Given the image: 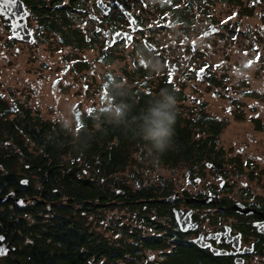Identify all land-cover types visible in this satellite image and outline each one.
I'll list each match as a JSON object with an SVG mask.
<instances>
[{
  "label": "flooded vegetation",
  "instance_id": "1",
  "mask_svg": "<svg viewBox=\"0 0 264 264\" xmlns=\"http://www.w3.org/2000/svg\"><path fill=\"white\" fill-rule=\"evenodd\" d=\"M199 3L205 7L193 9L199 12L196 22L182 24L185 36L192 33L190 40H182L183 49L185 53L204 54L213 48L217 61L213 68L205 60L190 70L185 67L184 76L204 83V91L208 86L213 88L211 95L222 96L232 117L241 119L248 112L252 133L264 132V0ZM217 4L224 9L212 10ZM121 7L130 12L137 29H131ZM0 28L7 34L8 51L14 49L17 54L19 45L34 49L47 44L51 51L62 53L64 64L69 58L68 65L80 56L88 68L87 49L102 63H106L110 51L115 60L137 56V65L142 68L147 64L139 55L159 54L148 35V23L127 0H0ZM198 30L202 39L195 35ZM117 31L128 34L113 41ZM104 66L107 70L108 65ZM82 70L67 72L79 77ZM89 70L88 75H92L93 70ZM4 88L12 91L10 86ZM206 102L191 115H202L208 125L216 122L221 126L216 135L204 132L196 137L208 139L210 145L198 155L207 153L210 159L188 169L184 184H174L169 195L134 201L143 204L135 209L138 214H130L131 210L123 207L127 214L104 216L99 231L104 239L101 258L80 255L85 264H264V143L258 149L259 141L252 135L254 150H225L221 133L227 122L208 112L211 104ZM30 107L38 111L37 106ZM10 144L0 139V147ZM117 202L128 201L117 199L107 204ZM14 204L0 202V264H34L26 247L14 245Z\"/></svg>",
  "mask_w": 264,
  "mask_h": 264
},
{
  "label": "trees",
  "instance_id": "2",
  "mask_svg": "<svg viewBox=\"0 0 264 264\" xmlns=\"http://www.w3.org/2000/svg\"><path fill=\"white\" fill-rule=\"evenodd\" d=\"M215 1L207 0L211 5ZM144 4L179 27L185 21L196 22L199 12L193 9L205 7L199 0H148ZM115 57L110 51L103 64L110 65ZM71 65L75 71L86 67L77 58ZM162 65L166 66L164 59ZM137 72L141 79L135 80L134 71L124 73L125 77L111 69L104 71L96 86V92L102 93L100 108L90 107L89 113L77 105L71 126L43 118L29 102L19 105L12 91L5 98L13 102L1 97L0 139L11 144L0 147V195L11 189L14 197L26 199L23 207L14 202V245L26 247L32 263L85 264L80 255L101 258L104 239L96 228L106 209L124 207L138 214L135 209L143 204L134 201L173 192L171 178L152 176L158 167L177 173L210 159L207 153L198 155L210 145L208 139L196 137L204 132L216 135L221 126L184 112L182 87L175 89L177 85L168 83L166 75L149 79L147 68ZM161 88L171 90L179 103L173 143L155 154L142 139L140 117L159 98ZM22 177L26 184L19 183ZM117 199L128 202L107 204Z\"/></svg>",
  "mask_w": 264,
  "mask_h": 264
},
{
  "label": "rangeland",
  "instance_id": "3",
  "mask_svg": "<svg viewBox=\"0 0 264 264\" xmlns=\"http://www.w3.org/2000/svg\"><path fill=\"white\" fill-rule=\"evenodd\" d=\"M145 1L148 0H127L143 21L148 23V35L152 38V43L158 47L157 50H159L158 55L153 52L145 53V56H138L147 64L145 68L148 69L149 79L166 75L169 83V73H171V83L177 85L175 89L182 87V93L185 97V100L182 101L184 112H195L201 102H209L211 104L209 105L210 110L207 111L216 115L223 122H227L221 133V146L225 150H232L233 152L254 150L250 139L252 135L253 140L258 139L259 142L256 147L260 149V146L264 143V132L252 133L251 124L247 117L248 112L245 111V115L241 119L232 117L228 105L224 104L226 101L220 98L222 96L214 97L211 95L213 88L208 86L209 88L204 91V83H199L196 79L189 80L184 76L187 71L185 67L190 70L192 66H197L202 60L210 63L213 68L214 62L217 61L213 48H210L204 54L191 53L190 50L185 53L182 40L185 37L190 40L192 33L185 36L182 33V27L174 26L166 18L164 21L162 15L152 12L144 4ZM214 8L212 10L216 12L222 11L224 5L217 4ZM200 30L195 32V35H200ZM6 36V32L0 28V80L3 82V86H0V99L2 97L8 103L16 101L19 105H26L29 102L38 107V112L43 118H54L66 126L72 125L71 121L74 120V110L77 105H79L81 111H86L90 107L100 108L102 93L101 91L96 92V86L97 83L99 84L102 81L106 67L100 60L95 59V52H91L90 49L85 51V55L89 58L87 61L88 68L85 67L77 77V74L67 72V70H71V66H69L71 63L68 65L69 58L64 64V60L60 56L62 53H58L57 50L51 51L47 44L34 49L19 45L20 50L16 54L14 49L7 50ZM200 38L202 39V35H200ZM183 51L187 54V57L184 56ZM121 52L126 54L124 51ZM76 58L81 60L80 56ZM161 58L165 60L166 66L162 65ZM81 62L83 61L81 60ZM89 68L93 70L92 75H88ZM107 68L120 77H125L124 73L133 70L136 72L135 80L141 79L136 71L141 68L137 65V56L133 59L128 56L124 59H114V62L108 65ZM224 69V66H221L220 70L223 71ZM83 83L87 86L84 87ZM179 83L180 85H178ZM4 85L7 88L11 87L16 99L7 101L5 97H7L8 90L4 88ZM239 99L242 100L240 97ZM243 100H246V98H243ZM185 173V170L172 173L158 167V170L152 176L161 175L165 178H171L177 186L184 184L188 176ZM235 180L240 181L239 179ZM235 189H238V187ZM112 214H127V212L117 207L114 210L106 209L105 217L107 215L109 218ZM101 221L96 228L98 232L102 231Z\"/></svg>",
  "mask_w": 264,
  "mask_h": 264
},
{
  "label": "clouds",
  "instance_id": "4",
  "mask_svg": "<svg viewBox=\"0 0 264 264\" xmlns=\"http://www.w3.org/2000/svg\"><path fill=\"white\" fill-rule=\"evenodd\" d=\"M158 95L159 98L152 101L140 117L142 139L155 154L165 152L172 145L177 114L174 93L161 88Z\"/></svg>",
  "mask_w": 264,
  "mask_h": 264
},
{
  "label": "water",
  "instance_id": "5",
  "mask_svg": "<svg viewBox=\"0 0 264 264\" xmlns=\"http://www.w3.org/2000/svg\"><path fill=\"white\" fill-rule=\"evenodd\" d=\"M124 14L126 15V17L128 18L129 22H130V26H131V29L132 30H135L137 29L138 27L135 25V22H134V19L133 17L130 15V13L128 11H125L123 10ZM14 18L17 19L18 18V15L17 14H13ZM23 18V17H22ZM128 33H124V32H120V31H117L113 34V41H117V40H120L122 37H124V35H126ZM141 63V61H140ZM199 75H200V72H199ZM22 181H25V183H22ZM20 184H26L27 183V179L26 178H22L20 179L19 181ZM172 197L170 196L169 198L167 199H171ZM14 200V202L19 206V207H23L25 202H26V199L25 198H21V197H14V194L13 193H9V194H6L2 197H0V202H7V201H10V200Z\"/></svg>",
  "mask_w": 264,
  "mask_h": 264
},
{
  "label": "snow or ice",
  "instance_id": "6",
  "mask_svg": "<svg viewBox=\"0 0 264 264\" xmlns=\"http://www.w3.org/2000/svg\"><path fill=\"white\" fill-rule=\"evenodd\" d=\"M7 2H8V3H15L16 0H7ZM232 15L235 16L236 13L233 12ZM222 23H223V21H222ZM129 39H131V37H129ZM257 58H258V57H257ZM141 63H143V61H141ZM251 63H252V61H248V64H251ZM204 67L206 68L207 65H205ZM199 71H200V72H203V71H204V68H201ZM198 75H199V73H198ZM171 82H172V74L169 73V83H171ZM87 111H88L89 113H91V112L93 111V109L89 108ZM77 115H79V113H77ZM80 126H81V125L78 124V128H79ZM22 183H25V181H22ZM0 239H3V238L0 237Z\"/></svg>",
  "mask_w": 264,
  "mask_h": 264
}]
</instances>
